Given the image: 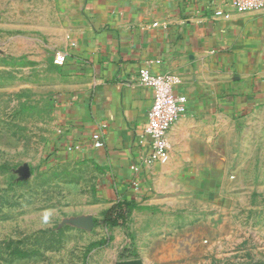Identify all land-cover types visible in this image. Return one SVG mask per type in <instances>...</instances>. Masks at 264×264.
Segmentation results:
<instances>
[{"label":"crops","instance_id":"1","mask_svg":"<svg viewBox=\"0 0 264 264\" xmlns=\"http://www.w3.org/2000/svg\"><path fill=\"white\" fill-rule=\"evenodd\" d=\"M228 1L61 4L54 46L66 56L60 66L68 82L54 157L70 169H86L95 182L101 203L84 227L103 228L96 242L97 249L108 247L104 261H140L155 238L189 225L191 202L205 193L201 183L221 164L225 144L239 151L240 135L247 138L252 175L255 169L264 175V8L236 12L226 8ZM142 66L173 74L175 90L187 97V112L167 133L165 163L146 164L150 149L142 130L152 92L138 81ZM218 175L222 179L221 169ZM63 180L78 195L74 175ZM116 204L124 210L121 225L94 222ZM71 224L77 227L78 219Z\"/></svg>","mask_w":264,"mask_h":264},{"label":"rangeland","instance_id":"2","mask_svg":"<svg viewBox=\"0 0 264 264\" xmlns=\"http://www.w3.org/2000/svg\"><path fill=\"white\" fill-rule=\"evenodd\" d=\"M62 2L0 0V264L119 263L103 260L108 247L97 249L103 228L84 227L101 203L89 172L54 157L68 82L53 62ZM240 137L239 151L225 144L221 164L201 183L189 225L144 247L142 264H264V180H252L264 175H252ZM71 175L76 196L63 180Z\"/></svg>","mask_w":264,"mask_h":264},{"label":"built area","instance_id":"3","mask_svg":"<svg viewBox=\"0 0 264 264\" xmlns=\"http://www.w3.org/2000/svg\"><path fill=\"white\" fill-rule=\"evenodd\" d=\"M226 8L236 12L253 11L264 8V0H229ZM214 13L224 15L222 9H217ZM65 57L64 53L57 52L53 62L62 65ZM138 81L152 92V101L146 112V121L142 130V136L147 139L150 149L146 164L165 163L169 158L167 133L171 126L187 112V97L175 90L177 78L173 74H154L149 67L142 66L138 70ZM94 146L101 147L102 142L96 141ZM131 169L133 173H136L139 166L133 165Z\"/></svg>","mask_w":264,"mask_h":264},{"label":"trees","instance_id":"4","mask_svg":"<svg viewBox=\"0 0 264 264\" xmlns=\"http://www.w3.org/2000/svg\"><path fill=\"white\" fill-rule=\"evenodd\" d=\"M124 219V210L120 204H116L107 214V216L102 219V221H97V224L109 223L111 225H121Z\"/></svg>","mask_w":264,"mask_h":264},{"label":"water","instance_id":"5","mask_svg":"<svg viewBox=\"0 0 264 264\" xmlns=\"http://www.w3.org/2000/svg\"><path fill=\"white\" fill-rule=\"evenodd\" d=\"M119 264H142L139 260L127 261Z\"/></svg>","mask_w":264,"mask_h":264}]
</instances>
